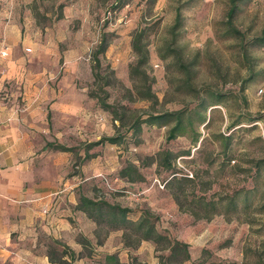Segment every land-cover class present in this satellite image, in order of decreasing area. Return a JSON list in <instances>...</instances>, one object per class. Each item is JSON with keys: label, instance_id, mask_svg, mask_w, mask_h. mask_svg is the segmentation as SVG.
Returning a JSON list of instances; mask_svg holds the SVG:
<instances>
[{"label": "rangeland", "instance_id": "1", "mask_svg": "<svg viewBox=\"0 0 264 264\" xmlns=\"http://www.w3.org/2000/svg\"><path fill=\"white\" fill-rule=\"evenodd\" d=\"M115 2L0 0V44L3 30L17 25L25 37L23 47L32 48H23L31 65L40 63L55 73L50 86L57 84L64 70L84 75L77 86L86 87L85 111L81 119L80 115L71 119V130L66 125V142L74 147L68 176L88 196L134 209L133 218L149 210L157 217L159 230L189 243L191 259L183 264H264V45L246 49L238 38L219 36V22L225 18L229 0H129L122 8L115 7ZM177 6L183 25L173 35L169 27ZM233 22L244 42L259 34L264 0L242 3ZM142 27L146 30L141 40L150 54L143 67L148 80L153 79L151 87L157 96L153 101L138 95L139 80L129 73V64L138 54L132 40ZM103 30L115 34L99 55L102 78L94 79L92 53ZM172 39L183 60L197 59L192 65L197 95L177 88L183 73L171 64V55L160 56ZM66 60L70 61L67 66ZM204 90H217L222 100L205 110L209 121L197 126L201 136L196 143L189 135L166 140V127L142 124L140 133L130 134L118 148L102 143L87 149L102 135L126 133L134 117L147 111L181 107L191 114L199 111V95ZM91 91L105 96L116 113L103 108ZM53 119L62 117L58 113ZM162 148L180 154L174 158L176 175L192 179L182 181L184 189L177 179L163 187L155 181V177L160 182L168 180L172 170L155 162L142 164L144 155ZM85 151L104 153V168L82 180V164L91 158L85 157ZM126 160L141 163L144 180L127 184L116 176L117 167ZM235 189L240 192L233 206L228 195ZM72 222L73 231L65 241L61 237L59 244L49 242V246L56 244L57 255L64 249L71 264H104L106 251L118 252L120 258L137 264H159L165 251L150 239L138 241L130 230L125 234L121 229H107L87 218Z\"/></svg>", "mask_w": 264, "mask_h": 264}, {"label": "crops", "instance_id": "2", "mask_svg": "<svg viewBox=\"0 0 264 264\" xmlns=\"http://www.w3.org/2000/svg\"><path fill=\"white\" fill-rule=\"evenodd\" d=\"M3 37L0 51L7 54H0V264H55L49 260V242L71 235L73 219L95 224L74 208L84 192L68 176L71 151L46 146L49 140L70 145L65 134L71 119H81L86 108V87L77 86L84 75L64 70L50 86L55 73L40 63L31 65L21 28L10 25ZM58 113L62 119H53ZM90 157L82 164V180L104 168V153Z\"/></svg>", "mask_w": 264, "mask_h": 264}, {"label": "trees", "instance_id": "3", "mask_svg": "<svg viewBox=\"0 0 264 264\" xmlns=\"http://www.w3.org/2000/svg\"><path fill=\"white\" fill-rule=\"evenodd\" d=\"M115 7L122 8L129 2V0H115ZM153 2L154 0H150ZM248 0H229V6L225 13V18L220 20L218 33L222 38L235 37L239 40H242L243 47L246 49L249 46L254 45H264V25L261 28L259 34L248 38L244 42V37L241 31L235 26L233 20L240 9L242 3H246ZM62 4H60L61 6ZM183 17L180 11V7L177 6L176 13L173 23L170 25V32L175 35L177 30L183 25ZM146 27L139 29L133 37L132 46L137 51V58L129 64V73L131 77H137L139 80V85L136 87L138 95L142 98H147L150 100H156L157 96L152 90L153 79L150 78L146 73L144 65L149 62L150 54L149 49L146 47L145 43L142 42L143 34L145 33ZM114 31L112 32H101V37L93 50V59L95 64H93V75L95 78H102V75L99 72V55L105 53L110 39L114 38ZM116 36V35H115ZM173 39L165 46V49L160 52L162 58L167 56H172L171 64L175 65L182 73L183 76L179 78L180 81L177 88H184L186 91L197 95L199 94L198 88L192 82L193 78V68L192 65L196 64V57L191 58L190 60H183L181 58V53L178 48L172 46ZM248 45V46H246ZM108 82V79L106 80ZM91 95L97 96L98 103L105 109H110L114 114L116 113L113 109L112 104L105 101V96L98 97L95 92L91 91ZM199 97V111L194 109L192 114L189 113L187 108L181 107L173 110H152L145 112L144 115H136L131 121L129 133H113L111 135H102L96 141H91L87 144V149L94 144L105 143L106 145H121L125 142L126 138H129L130 134L136 135L142 130V124L147 126H156V127H166L165 138L166 140H171L182 135H189L192 143H196L200 138V131L197 126L205 121L208 122L209 119H206V111L208 107L213 104L219 103L222 100L221 93L217 90H204V94H200ZM210 118V116H209ZM229 137V136H228ZM227 137V138H228ZM138 139L135 141L137 142ZM228 143V142H227ZM226 143V144H227ZM46 146L51 147L57 150H72L74 147L66 145L58 140H49L46 142ZM189 150H185L188 152ZM92 153L85 151V157H90ZM180 155L174 153L167 148H162L157 150L154 154L149 153L144 155L142 159L143 165L152 164L155 162L156 166L163 167L167 170H172V176L168 180H163L164 185L166 182H170L171 179H177L180 189L182 188L181 184L184 180H192L191 178L186 177H177L176 173L178 170L174 168V158ZM259 165V163H258ZM141 163H135L133 160H126L124 163L120 164L117 168L116 176L125 180L128 183H134L135 181H142L145 179L144 173L141 171ZM181 180V181H180ZM163 185V186H164ZM130 186V185H128ZM240 192L239 189H235L228 196V203L231 205L236 204L237 194ZM264 202V199H263ZM264 206V204H263ZM74 208L83 211L88 218L95 222L96 225L105 226L107 229H121L125 234L127 230H130L132 234L136 235L138 241L144 239H150L155 243H160L165 250L160 255L159 264H183L187 260L191 259V253L189 250V243L183 239L177 237H170L167 233L162 230H159L156 226L155 220L156 216L152 214L149 210H142L136 218L130 215L134 209L121 205L119 203H112L106 199L94 198L88 196L85 193L80 192L77 198V202L74 205ZM86 240V239H85ZM51 242L58 243V239H53ZM56 244L49 246L48 256L49 260L55 264H71L70 257H64L67 252L63 249L61 254L57 255ZM59 244V243H58ZM104 264H137L133 259L128 261L121 260L118 252H104L102 253ZM195 264V263H193Z\"/></svg>", "mask_w": 264, "mask_h": 264}, {"label": "built area", "instance_id": "4", "mask_svg": "<svg viewBox=\"0 0 264 264\" xmlns=\"http://www.w3.org/2000/svg\"><path fill=\"white\" fill-rule=\"evenodd\" d=\"M26 50L27 51H30L31 50V47H26ZM0 54L1 55H5V54H7V51L5 50V49H3V50H1L0 51ZM99 175H101V176H103V174L100 172V173H98ZM104 177V176H103ZM105 178V177H104ZM155 179V181H157L158 183H159V185L161 186V187H163V185H164V181H162V182H160V180L157 178V177H155L154 178Z\"/></svg>", "mask_w": 264, "mask_h": 264}]
</instances>
